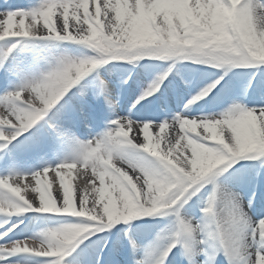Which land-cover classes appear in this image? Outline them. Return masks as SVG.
<instances>
[{
    "label": "snow or ice",
    "instance_id": "snow-or-ice-1",
    "mask_svg": "<svg viewBox=\"0 0 264 264\" xmlns=\"http://www.w3.org/2000/svg\"><path fill=\"white\" fill-rule=\"evenodd\" d=\"M0 264H264V0H0Z\"/></svg>",
    "mask_w": 264,
    "mask_h": 264
},
{
    "label": "bare ground",
    "instance_id": "bare-ground-1",
    "mask_svg": "<svg viewBox=\"0 0 264 264\" xmlns=\"http://www.w3.org/2000/svg\"><path fill=\"white\" fill-rule=\"evenodd\" d=\"M165 134H167V130H166V133H165ZM49 175H50V177L52 176L51 173H50ZM76 176H77V173L74 171V172H73V177H76ZM26 182H27V181H26ZM73 183H74V184H80V185L82 186L83 181H82V180H79V179H76V180L73 181ZM26 195H28L29 198H30V196H31L30 193H28V194H26Z\"/></svg>",
    "mask_w": 264,
    "mask_h": 264
}]
</instances>
